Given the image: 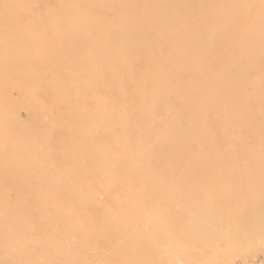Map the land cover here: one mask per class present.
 <instances>
[{
	"label": "rangeland",
	"instance_id": "1",
	"mask_svg": "<svg viewBox=\"0 0 264 264\" xmlns=\"http://www.w3.org/2000/svg\"><path fill=\"white\" fill-rule=\"evenodd\" d=\"M0 264H264V0H0Z\"/></svg>",
	"mask_w": 264,
	"mask_h": 264
}]
</instances>
